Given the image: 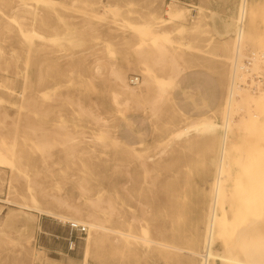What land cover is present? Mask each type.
I'll list each match as a JSON object with an SVG mask.
<instances>
[{
  "label": "rangeland",
  "instance_id": "1",
  "mask_svg": "<svg viewBox=\"0 0 264 264\" xmlns=\"http://www.w3.org/2000/svg\"><path fill=\"white\" fill-rule=\"evenodd\" d=\"M108 1L116 9L99 6L97 13L63 0L32 21L22 0H0V218L8 231L0 264H81L85 251L87 230L71 236L67 219L17 202L70 218L94 216L169 246L126 236L114 243L107 233L91 243L87 264L200 260L218 149L210 131L175 134L198 117L222 116L231 61L222 56L220 26L235 27L237 0ZM248 13L243 43L264 52V0H251ZM158 51L164 59L155 61ZM112 69L135 89L132 100L114 102L112 92L123 90ZM173 71L181 74L173 78ZM135 76L138 83L130 84ZM145 77L153 80L146 85ZM156 87L163 98L152 108ZM261 92L236 91L225 248L247 225L264 230V117L251 101ZM248 113L260 114L252 129L242 125ZM214 249L221 251V242Z\"/></svg>",
  "mask_w": 264,
  "mask_h": 264
},
{
  "label": "bare ground",
  "instance_id": "2",
  "mask_svg": "<svg viewBox=\"0 0 264 264\" xmlns=\"http://www.w3.org/2000/svg\"><path fill=\"white\" fill-rule=\"evenodd\" d=\"M62 1L63 0H22V2H21L22 7L21 8L25 12H27L31 15V19L33 21L36 19V17L38 15L45 14L47 12H51V11L57 9L59 4H61ZM70 1L73 2L74 4L82 6L83 8H86L87 10L90 9L92 11L98 10L99 6L105 7L104 9H108L110 7H113L116 9V7H117L115 5L116 2L115 3L110 2L108 0H70ZM250 1L251 0H237L236 9H235L236 13H235V19H234L235 20V23H234L235 27H233L232 22L229 24L226 23L222 27L220 26V30H221L220 33L223 35V39L221 40L222 41V47L224 49L222 56L224 55V58L226 59V61H229V63H230V61L232 63L234 47L236 46V44L238 42H241L244 40V36H245L244 32H245V29L247 28L246 27L247 14H249L248 8H249ZM169 9H173V8L170 7ZM108 13H110V12H108ZM115 13H117V12H115ZM110 17H112V16L110 15ZM104 19L105 18L103 17L102 20H104ZM90 21L92 22L91 19H90ZM241 22H243L242 28L238 25ZM32 32L37 33L35 30H32ZM36 35H38V34H36ZM258 38H260V37H258ZM184 44L186 47H189V41L187 39H186V41H184ZM156 54H159V51ZM160 54L157 55V57L155 58V61H160L161 59H164L163 56ZM141 56L142 55H140V57ZM142 58L145 59V56ZM140 60H141V58L139 59V61ZM142 61H143V59H142ZM153 61H154V59H153ZM136 62H138V61H136ZM162 62L165 63L164 60L161 61V63ZM145 63H147V62H145ZM145 63H143V64H145ZM143 64L141 62V66ZM157 64H158V62H157ZM145 69L148 70L149 68L148 69L145 68ZM111 71H112V74L114 75L115 79L120 83L119 87H121L123 90V92L120 91L121 89L118 91V92H122L121 94L117 93V92H115V93L112 92L114 102L116 104H120L121 100H119L120 99L119 97L121 95L123 96V102H125V103L128 100H132L130 98L136 93V91L133 87H131V85L129 86L126 83L125 76L122 74L123 72L121 73V70H118V69H112ZM149 71H150V69H149ZM180 71H182L181 68H180ZM145 74H144V76H146ZM171 74H172L173 78H177L181 74V72L173 71ZM172 76H171V78H172ZM148 77H150V76H148ZM148 77L147 78L145 77V79L143 80V82L146 83V85L149 82H151V79H152V78L150 79ZM171 78H170V80H171ZM160 90L161 89L158 87L157 92L155 93V95L157 94L156 97L154 98L155 95L153 96L154 101L151 103V100H150V103L152 104V108H154V106L157 105V103H159V101H161L163 98V96H162L163 93ZM167 93L165 92V94H167ZM261 93H263V92H261ZM263 98H264V96L262 94H260L258 97H252L251 101L253 102L255 107H257V108H255L256 111H257V109H259L258 107L261 106L260 107L261 108V115L264 117V104H263L264 99ZM238 101L239 100H235V98H233V96L229 93L226 96V101L224 104L225 106L223 108L222 116L220 119H212V118L211 119H209V118H204V119L202 118L201 119V117H198V120L195 119L196 121H193L187 125H184V127H182L183 128L182 130H180L179 132L177 131L176 134L174 133L176 138L181 139L180 137L187 136L188 134H190V132H197V131L202 130V129L204 131L205 130L210 131V133L211 132L214 133V138H212L213 136L211 134V139L215 141V143H214L215 147L218 149L215 166H213L214 167V177H212L209 181L210 185H209L208 193L205 194L206 198L204 199L205 200L204 204H205V213L206 214H205L204 225L202 228L203 234L200 238V243H201L200 244V250L195 253L196 256H198L200 258L198 264H264V230H258V227L254 226V224L247 225L240 232H238V239H236V240L234 239V242H236V244L234 246L225 248L223 246L224 243L222 240L223 236L226 235L227 232H229L228 226H226L224 224V221H223V219H224L223 206H224V202H225L224 186L226 184V181L228 180V177H226V171L228 172V169L231 167V164H232L231 161H232L233 156L232 155L230 156V151L232 149L231 145L234 144V141H235V138L233 141V136L235 135V132L239 131V128H238L239 125L236 126L235 123H233V121L231 120L232 116H233V112L235 110V107H236ZM244 102L246 104L247 100ZM254 105H252V106H254ZM245 107L243 109L241 108V110H244ZM152 108L150 107V111ZM246 112H248V110ZM257 113H260V111ZM248 114H246L243 117L244 119L242 120V122H243L242 125H243V127H246L248 129H250L249 126L251 125L250 127L252 129L253 125L251 123L253 122L252 120H254L252 117L254 116V118H255L256 116H258L260 114H258V115L253 114L252 117H249L251 115L250 114L248 115ZM256 118H255V120H256ZM263 124H264V121H263ZM215 154H216V152H215ZM148 158L151 159L150 156ZM138 159H140V158H138ZM212 161L214 162V160H212ZM208 163H210V161ZM211 166H212V164H211ZM211 173H212V171H211ZM16 204L23 209L38 210L41 212L42 215L55 216L59 219H67L68 221L70 220L73 222H81V223L83 222L84 224H86L88 226V229H87V234L85 237V251L83 254V258L81 260V264H87L88 250L90 248L91 243L93 241H95L100 236L104 237V234H107V233L112 234V235H116L112 239V241L114 243H119L120 237L126 236V237H133V238L142 240V242L144 241L145 243L149 242V243L161 245V246L166 247V248L169 247L167 244L160 243V242H157V241H154L151 239H146V238H143L140 236L131 235L127 232H123V231L117 230L115 228H112V227L106 225L102 221V219L101 220L97 219L94 216H90V218L87 220H82L80 218L66 217V216H64L60 213L54 212L48 208L38 207V206L28 204V203L17 202ZM5 217H6V215H5ZM251 220H253V219H251ZM5 222H6V219L4 220L2 218V220H1V218H0V239H3V238L8 239V231L5 228V226H6ZM217 242H221V244H222L221 251H215V249H214V246ZM172 249H175V248L172 247ZM36 251H38V250H36ZM188 252H191V251H188ZM39 259H40V257H39Z\"/></svg>",
  "mask_w": 264,
  "mask_h": 264
},
{
  "label": "built area",
  "instance_id": "3",
  "mask_svg": "<svg viewBox=\"0 0 264 264\" xmlns=\"http://www.w3.org/2000/svg\"><path fill=\"white\" fill-rule=\"evenodd\" d=\"M242 23L238 24L242 28ZM138 76L130 77L129 83H138ZM238 90H245L250 93L264 91V52L247 48L243 41L238 42L234 47L231 63L228 94L236 97ZM70 235L83 234L86 232V225L68 221Z\"/></svg>",
  "mask_w": 264,
  "mask_h": 264
}]
</instances>
